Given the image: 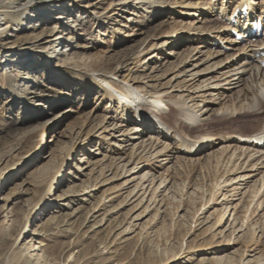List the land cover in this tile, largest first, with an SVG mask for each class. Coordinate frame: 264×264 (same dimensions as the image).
<instances>
[{
	"label": "rangeland",
	"instance_id": "374dc122",
	"mask_svg": "<svg viewBox=\"0 0 264 264\" xmlns=\"http://www.w3.org/2000/svg\"><path fill=\"white\" fill-rule=\"evenodd\" d=\"M255 2L264 6V0ZM59 3L65 14L54 12L47 21L35 23L34 32L0 39V264L4 260L11 264H264V208L255 210L260 198L248 204V195H238L230 199L241 198L239 203L229 201L225 205L220 204L221 191L214 189L220 180L235 176L228 174L231 167L227 168V156L223 167L216 155L227 146L226 135L220 138V145L218 140L217 145L203 151L193 165L184 164L180 170L169 168L167 172L170 164L163 167L166 161L159 158L160 168L149 164L131 176L121 167L131 153L130 142H114L106 132L95 129L101 118L98 112H91L95 101L92 106L88 103L79 107L57 103L58 95L82 86L75 74L86 76L92 68L99 73L111 71L117 58L110 57L121 55L123 50L130 55L141 36L148 39L155 32L163 33L147 41L157 48L167 33L190 28L194 19L183 11L177 15L161 12L154 16L151 28L131 26L128 32L122 25H128L123 20L132 17L137 10L133 7L106 15L108 0ZM78 12L87 20L106 15L107 23L95 29L88 21L85 29L77 31L75 41L60 44L65 47L53 48L56 44L41 40L45 32L57 29L58 20L71 25ZM213 14L207 15L205 27L220 25ZM6 19L0 17V30ZM119 26L127 36L119 35L118 39L128 40L115 47ZM138 30L143 32L141 36ZM60 33L65 37L64 30ZM179 46L169 43L162 54L178 51ZM188 47L187 42L182 48ZM105 58L111 59L109 69L95 66ZM145 61V57L134 59L128 65L130 71L121 73L130 84H146V75L154 76L158 83L167 72L162 60L147 62L142 68ZM170 77L165 74L162 82ZM195 92L189 93L195 95L194 103L199 101ZM233 93L228 92L223 102ZM191 103L187 101L189 107ZM212 107L217 109L218 105ZM18 110L29 119L26 123L13 121ZM253 114L237 111L230 119L210 122L206 128L216 138L223 132L249 135L259 127ZM84 117L90 119L88 125L82 124ZM170 144L171 148L179 147L174 140ZM111 162L119 167L113 164L108 170ZM237 163L230 162L231 166ZM134 166L131 161L126 165L130 171H135ZM151 173L155 177L168 174V181L171 179L167 187L172 192L162 191L155 204H151L148 182L143 194L135 187L140 186L142 175L147 174V178ZM234 213L237 229L242 220L246 228L231 234ZM27 247L30 253H26Z\"/></svg>",
	"mask_w": 264,
	"mask_h": 264
},
{
	"label": "bare ground",
	"instance_id": "6f19581e",
	"mask_svg": "<svg viewBox=\"0 0 264 264\" xmlns=\"http://www.w3.org/2000/svg\"><path fill=\"white\" fill-rule=\"evenodd\" d=\"M108 1V7H110L106 15L115 10H127L128 6L133 7L134 10L137 9L136 13H131L132 17L123 20L128 25H122V27H126L128 32L131 26L138 27V29L151 28L153 25L149 24H152V21L157 17L156 15L161 12V14L166 12L167 14L177 15L181 13L180 11H183L187 17L194 19L195 24L193 23L192 26L190 23L191 27L183 31L167 33V37L165 36V40L157 48L156 44H150L147 41L149 39H158V37L163 36V33L158 34L155 32V34L148 36L147 39L142 37L143 32L138 30L141 33L138 35L141 37L139 36L140 40L136 46L137 49H132L130 55L123 53L125 51L123 50L121 55L119 53L116 54V57H110L111 59L117 58V65L111 71L107 70L104 73H99V70L92 68L86 76L75 74V80L80 82L82 86L67 92L63 96L58 95L60 99L57 103H70L71 106L79 107L88 103L91 105L95 101L93 105L97 108H94L91 112L96 111L101 114L95 129L97 131L102 130V133L106 132V136L113 139L114 142L117 141L120 144L125 141L130 142L128 145L131 147V153L126 163L121 160L123 162L121 167L126 174L130 173L129 175L131 176L136 175L138 171L148 167L149 164H158L157 168H160L159 158L166 161L163 167H167L170 164L166 168L167 172L169 168L170 171L171 169L180 170V166L184 164L193 165L199 161L200 154L203 151H207L212 146L217 145L218 140L220 145L222 143L220 138L227 136V146L219 150L216 155L219 154V160H217L221 166L224 167L228 162L227 168L231 167L228 174H234L235 176L233 175L234 177L225 180L222 179L215 184V191L219 190L222 193L220 204L226 205L229 201L237 200L239 203L244 195H248V204L260 198L256 202L255 210L263 209L264 69L260 67L259 62L264 59V38L255 45L246 44L243 48V56L230 62L228 61L231 60L234 53L225 57L223 50L226 45H223L222 42L234 44L235 41L231 36V32L244 33L250 27V21H254V19L264 22V6L257 4L256 0ZM59 2H64V0H51L50 2L43 0L40 3H35L34 0H0V17L8 19L4 23V28L0 30V39L3 37L8 38L13 34L34 32L37 28L35 23L47 21L54 12L56 14L57 12L65 14L66 10L60 7ZM219 3L221 4L220 8H218ZM231 6L233 8L228 14ZM244 7H246L245 13L242 12ZM214 11H216L215 15L217 17H221L224 25L219 23V26L205 27L204 24L208 22L207 15H212ZM106 15L87 20L78 12L71 25L67 26L58 20L57 29L50 30L48 33L45 32L44 35L43 32H40V37L43 35L41 40L47 39L51 41L50 43L56 44L53 48H56L61 43L73 42L79 37L77 31L85 29L84 27L88 21H91V25L95 29L105 25L108 19ZM154 16L156 17L154 18ZM58 19L61 18L58 17ZM232 21L237 24H231ZM9 22L12 23L10 26H8ZM118 28L113 40L115 47L128 40L118 39L119 35L127 36L125 31H121V26ZM62 30L66 33L65 37L61 36L60 32ZM123 36H120V39ZM187 42L191 47L183 50L182 47ZM169 43L180 44L176 49L178 51H169L162 54ZM230 46L228 47L234 50ZM61 47H65V45ZM159 55H162L160 59L157 57ZM235 55H238V53ZM222 56L223 59L217 61ZM141 57L146 59L142 68H145L147 62L155 63L158 60H162L167 66V72L164 73V76L169 73L171 77L162 82L164 76H160V82L157 83V79L154 76L146 75V84L136 86L135 84H130L129 80L121 73H128L130 71L128 65L133 63L134 59H140ZM111 59H100L95 66H105L109 69ZM50 61L51 59L46 61L47 66L51 64ZM191 90H195L197 91L195 93L199 94L196 96L197 100H199L196 103L193 102L195 95L189 94ZM12 91L14 96L17 97L18 94L15 90L13 89ZM228 92L233 93L231 99L226 98V100L229 99L230 104L227 103L229 106L225 103L226 100L223 102ZM188 100L193 103H191L192 107L188 106ZM199 104L202 105L199 107ZM213 105H218V108L213 109ZM237 111L240 113L252 111L257 118L259 127L249 135L233 132L224 133L222 131L223 133H219L217 138L215 137L216 135L207 130L208 128L206 127L210 122L219 121L221 123V121L230 119L229 116ZM27 120L29 119L23 117V110H18L13 119L18 124H24ZM82 121L83 125H88L90 119L84 117ZM187 128L188 131H184ZM81 134L82 132L80 131L79 135ZM171 140H174L179 147L171 148ZM238 153H241V156ZM226 156L227 162L225 163L223 161ZM129 161L135 165V171L127 169L126 165ZM234 161L239 163L231 166L230 162ZM173 162L176 164L174 165ZM113 164L114 167L118 166V164L113 162L108 166V170ZM146 175H142L140 186L136 185L135 187L142 192L144 184L146 182L149 183L152 191L150 195L151 204L156 203L157 197L162 191L172 192L171 187H167L171 180L169 179L168 181V174L164 177L161 173L160 177H155L151 173L148 174L147 178L145 177ZM242 185L243 187L240 188ZM238 195L241 198L230 199ZM235 207H237V203L234 205ZM43 208L40 209V212H42ZM233 215L231 227H229L231 234L240 232L244 226V220H242L238 227L239 229H237L235 213ZM244 227L246 228V226ZM257 229V227L254 228L253 232ZM258 232L260 231L258 230ZM30 248L27 247L25 249L26 253H30L28 250ZM34 249L30 251H34ZM2 264H11V262L4 260Z\"/></svg>",
	"mask_w": 264,
	"mask_h": 264
}]
</instances>
